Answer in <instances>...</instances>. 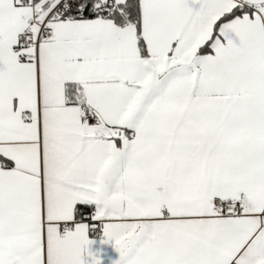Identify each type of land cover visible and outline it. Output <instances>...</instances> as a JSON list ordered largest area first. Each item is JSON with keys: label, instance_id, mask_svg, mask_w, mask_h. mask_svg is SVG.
<instances>
[{"label": "snow or ice", "instance_id": "1", "mask_svg": "<svg viewBox=\"0 0 264 264\" xmlns=\"http://www.w3.org/2000/svg\"><path fill=\"white\" fill-rule=\"evenodd\" d=\"M0 264H264V0H0Z\"/></svg>", "mask_w": 264, "mask_h": 264}]
</instances>
